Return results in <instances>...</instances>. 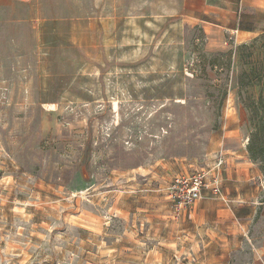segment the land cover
<instances>
[{"label": "rangeland", "instance_id": "obj_1", "mask_svg": "<svg viewBox=\"0 0 264 264\" xmlns=\"http://www.w3.org/2000/svg\"><path fill=\"white\" fill-rule=\"evenodd\" d=\"M33 4L38 48L0 59V264H212L210 222L164 217V189L246 150L236 47L264 28L210 25L184 0ZM246 204L238 263L264 241V187Z\"/></svg>", "mask_w": 264, "mask_h": 264}, {"label": "crops", "instance_id": "obj_2", "mask_svg": "<svg viewBox=\"0 0 264 264\" xmlns=\"http://www.w3.org/2000/svg\"><path fill=\"white\" fill-rule=\"evenodd\" d=\"M34 0H0V59L4 64L11 59L27 58L26 51L38 48L40 35L47 23L46 19L33 13ZM184 10L193 12V16L210 25L228 28L243 34H256L264 28V0H184ZM24 54L25 56L23 57ZM225 166L222 173V194L204 197L189 209L186 217L210 222L207 233L211 237L212 264H264V241L252 244V256L246 263L230 260V234L237 231L238 206L246 202L251 207L263 191L262 172L259 166L247 156L246 150L233 151L223 156ZM168 186V184H167ZM167 188V187H166ZM166 188L164 193H166ZM165 216L171 219L167 198L164 204ZM252 208H247L246 216L251 217ZM173 219V218H172ZM244 227V226H243ZM237 247V246H236Z\"/></svg>", "mask_w": 264, "mask_h": 264}, {"label": "trees", "instance_id": "obj_3", "mask_svg": "<svg viewBox=\"0 0 264 264\" xmlns=\"http://www.w3.org/2000/svg\"><path fill=\"white\" fill-rule=\"evenodd\" d=\"M236 57L246 66L237 80L239 99L248 113L246 152L264 176V33L238 45Z\"/></svg>", "mask_w": 264, "mask_h": 264}, {"label": "built area", "instance_id": "obj_4", "mask_svg": "<svg viewBox=\"0 0 264 264\" xmlns=\"http://www.w3.org/2000/svg\"><path fill=\"white\" fill-rule=\"evenodd\" d=\"M211 157L206 164L172 176L166 188V198L173 219H183L189 209L202 198L204 190H209L213 195L221 193L225 159L223 155Z\"/></svg>", "mask_w": 264, "mask_h": 264}]
</instances>
